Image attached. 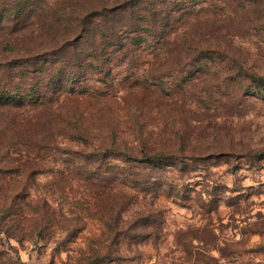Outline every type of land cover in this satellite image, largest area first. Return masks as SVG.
Returning <instances> with one entry per match:
<instances>
[{"label": "rangeland", "instance_id": "rangeland-1", "mask_svg": "<svg viewBox=\"0 0 264 264\" xmlns=\"http://www.w3.org/2000/svg\"><path fill=\"white\" fill-rule=\"evenodd\" d=\"M5 7L0 90L26 94L32 80L6 66L81 43V20L117 37L102 43L105 75L88 72L81 93L0 106V264H264V91L253 89L264 78V16L253 4Z\"/></svg>", "mask_w": 264, "mask_h": 264}, {"label": "trees", "instance_id": "trees-1", "mask_svg": "<svg viewBox=\"0 0 264 264\" xmlns=\"http://www.w3.org/2000/svg\"><path fill=\"white\" fill-rule=\"evenodd\" d=\"M248 1L253 4L254 12L257 9L256 14L264 16V0ZM14 2H18V0H14ZM17 8L12 11L17 12V16H21L23 10L19 6ZM7 11H9L7 7L0 11V27H4L6 20L10 17V15H7ZM16 20V24H18L20 17H17ZM100 25V23L99 25L92 24L90 19L87 18L81 20L76 29L80 31L79 40L81 43L76 40L74 43L64 45V47L42 57L20 60V62L7 65L6 68L9 72L16 71L18 73L17 77L19 80L26 83V80L30 81L31 79L32 82L26 84L27 86L21 87V89L26 91V94H23L20 90L19 92L14 90L16 87L0 90V106L6 105L10 109H15L23 108L26 105H41L52 101L58 93L76 94L80 92L77 85L79 84L80 86V83L84 82L88 72L97 74L99 77L105 75L106 63L102 53V46L105 43L103 45L102 43L117 36L115 34L109 35L106 32L109 28ZM137 27V31H139L143 26ZM102 81H105V79ZM253 82V89L259 91L255 92V95H259L261 91H264L262 90L264 89V78L254 76ZM88 92L92 94L98 93L94 89L93 92ZM117 157L129 164L133 163L154 168L171 167V165H178L179 163L177 156L162 153L157 155L143 153L138 157L119 153ZM109 170L107 172L113 173L114 169L110 168ZM143 185L145 187L143 191L145 192L148 189L146 188L147 184L144 183ZM162 186L161 184L160 188Z\"/></svg>", "mask_w": 264, "mask_h": 264}]
</instances>
